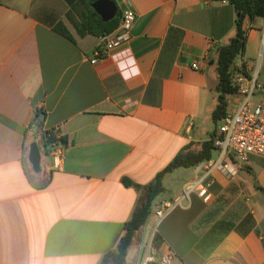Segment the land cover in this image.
I'll return each instance as SVG.
<instances>
[{"label": "crops", "instance_id": "obj_1", "mask_svg": "<svg viewBox=\"0 0 264 264\" xmlns=\"http://www.w3.org/2000/svg\"><path fill=\"white\" fill-rule=\"evenodd\" d=\"M112 1L121 16L135 14L130 40L93 64L104 37L82 34L80 0H0V264H104L145 187L215 129L217 57L236 34L234 7ZM243 28L246 50L235 66L245 65L248 77L237 73L234 82L255 81L258 103L264 17ZM240 100L228 97L231 111ZM54 128L58 141L45 146ZM34 143L41 172L29 159ZM234 162L233 177L208 174L209 162L166 174L163 197L135 232L125 264H160L168 254L171 264H264V193L255 186L264 189V156ZM196 183L210 194L207 203ZM164 204L173 208L159 220Z\"/></svg>", "mask_w": 264, "mask_h": 264}, {"label": "trees", "instance_id": "obj_2", "mask_svg": "<svg viewBox=\"0 0 264 264\" xmlns=\"http://www.w3.org/2000/svg\"><path fill=\"white\" fill-rule=\"evenodd\" d=\"M97 0H80L85 5L87 12L82 18L80 30L82 34L88 33L97 37H106L113 33L121 23V15L117 16L108 22H103L99 15L93 10L92 4ZM229 3L237 11L238 18L236 21V34L231 39L230 43L223 46L218 51L217 57V72L218 85L216 92L218 103L212 112V119L215 124L214 131L210 134V140L203 143L199 151H191L186 149L178 154L175 159L166 167L164 171L159 173L155 180L145 187V199L142 204H139L132 214L130 220L125 224V231L120 238L116 248L108 253L104 259V264H125L127 251L131 246L135 232L141 228L148 220L152 213V205L155 200L165 192L163 179L166 174L177 169H188L196 167L202 163L209 162L213 159V154L217 150L213 145V140L217 136L218 128L222 120L228 114V97L238 93V87L234 82L235 74L248 77L246 66L236 68L235 60L238 56H243L246 50L247 35L244 30V22L246 19L254 21L258 17H264V0H228ZM57 31L62 35L69 37L70 34L66 28L59 24ZM100 50V49H98ZM58 141L56 135L46 132L44 135V145L48 146ZM59 141H61L59 139ZM128 185H133L129 180L124 181ZM256 188L264 193V189L255 184ZM153 242L160 245V241L156 235L153 237Z\"/></svg>", "mask_w": 264, "mask_h": 264}, {"label": "built area", "instance_id": "obj_3", "mask_svg": "<svg viewBox=\"0 0 264 264\" xmlns=\"http://www.w3.org/2000/svg\"><path fill=\"white\" fill-rule=\"evenodd\" d=\"M135 20V14L131 10H126L121 16L119 27L110 35L104 37L103 48L95 52L94 64L108 51L127 43L130 40V31ZM197 69V65L192 66ZM255 81H248L244 86H238V96L241 100L231 114H227L222 120L217 136L213 140V145L218 151L217 158L209 161L207 173L214 169L221 170L233 177L237 174V163L246 162L250 156H264V98L257 104L251 99L257 93ZM58 129L54 128L50 132L57 134ZM54 145V143H52ZM199 197L207 203L211 196L204 187H197ZM192 188V189H193ZM173 208L172 204L160 205L156 210V216L161 220L168 211ZM172 254H168L161 259L160 264H171Z\"/></svg>", "mask_w": 264, "mask_h": 264}, {"label": "water", "instance_id": "obj_4", "mask_svg": "<svg viewBox=\"0 0 264 264\" xmlns=\"http://www.w3.org/2000/svg\"><path fill=\"white\" fill-rule=\"evenodd\" d=\"M92 8L103 22H108L117 16V7L112 0H97L92 4ZM29 159L34 171L41 172V153L36 143L31 145Z\"/></svg>", "mask_w": 264, "mask_h": 264}, {"label": "rangeland", "instance_id": "obj_5", "mask_svg": "<svg viewBox=\"0 0 264 264\" xmlns=\"http://www.w3.org/2000/svg\"><path fill=\"white\" fill-rule=\"evenodd\" d=\"M242 60H243V56H238L237 58H236V60H235V63L236 64H241L242 63ZM257 97H258V93H255L254 94V96L252 97V99H251V101H252V103H254V104H257ZM231 106H229V108H228V114H231L232 113V111H231ZM215 126H214V123H213V128H214ZM177 181H173L172 183L174 184V183H176ZM172 183H170V184H172ZM159 197H163L162 195L161 196H159ZM159 197L155 200V202L153 203V205H152V211H153V209H154V207H155V204L158 202V200H159ZM142 228H143V226H142ZM142 230H145V229H142ZM141 232H143V231H141Z\"/></svg>", "mask_w": 264, "mask_h": 264}]
</instances>
